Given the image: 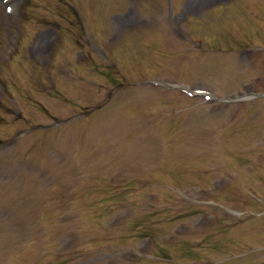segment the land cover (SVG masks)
Returning <instances> with one entry per match:
<instances>
[{
  "label": "rangeland",
  "instance_id": "1",
  "mask_svg": "<svg viewBox=\"0 0 264 264\" xmlns=\"http://www.w3.org/2000/svg\"><path fill=\"white\" fill-rule=\"evenodd\" d=\"M52 1L39 0L42 10H29L37 23H25L15 18L22 0H0V80L4 79L0 82V237L8 246L1 264H259L264 260V207L255 210L256 218H248L254 203L239 196L252 187L256 201L263 200L259 196H264V99L253 104L207 102L202 95L165 89L159 93L153 85L140 82L160 76L194 87L192 93L210 88L220 95L237 96L243 86L264 93V0H234L236 7V1L240 5L234 12L227 5L205 13L214 3L227 0H168L174 13L168 18L170 25L204 13L200 21L208 34H214L206 36L214 43L211 47L174 54L167 44L161 45V32L147 26L161 7L165 14L169 11L162 0H71L87 29H76L82 34L78 38L63 17L60 0ZM119 5L123 6L111 12ZM7 7L13 12L6 13ZM139 17L145 24L129 28ZM201 28L198 23L192 31ZM18 39L20 54L10 58L8 46L18 47ZM252 51L261 58L251 56ZM189 56L198 60L190 61ZM143 61L149 67L144 68ZM15 95L23 104L20 112ZM59 121L62 126L48 127ZM148 128L150 135L144 132ZM142 162L154 165L138 167ZM216 167H220L217 175ZM170 174L183 196L174 190L171 194L161 182L170 180ZM113 176L122 181L113 182ZM216 184H223V191ZM203 199L224 202V209L196 202ZM236 199L249 213L238 227L249 225L246 232L240 231L242 242L236 230L226 231L234 222H242L230 211ZM57 207L71 214L69 219L77 217L75 228L57 227L60 213L53 210ZM99 209L106 213L99 216ZM122 215V221L111 223ZM224 215L228 216L224 219ZM179 230L188 232V240L176 244L179 249L174 252L167 245ZM47 232V240L26 246L28 251L11 260L21 245L12 246L9 237L42 240ZM246 235L255 239L250 242ZM146 236L153 238V244L144 240ZM157 242H165V248L159 244L155 248ZM247 242L253 250L245 246ZM154 249L168 258L147 254ZM146 254L154 261H148Z\"/></svg>",
  "mask_w": 264,
  "mask_h": 264
}]
</instances>
